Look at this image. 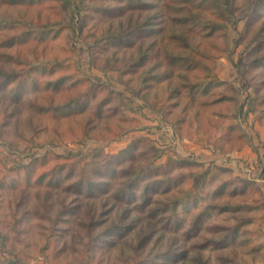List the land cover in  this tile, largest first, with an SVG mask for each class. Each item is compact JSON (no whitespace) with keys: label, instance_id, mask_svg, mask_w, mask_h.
Here are the masks:
<instances>
[{"label":"rangeland","instance_id":"1","mask_svg":"<svg viewBox=\"0 0 264 264\" xmlns=\"http://www.w3.org/2000/svg\"><path fill=\"white\" fill-rule=\"evenodd\" d=\"M143 1L0 0L1 263L264 264V0Z\"/></svg>","mask_w":264,"mask_h":264},{"label":"trees","instance_id":"2","mask_svg":"<svg viewBox=\"0 0 264 264\" xmlns=\"http://www.w3.org/2000/svg\"><path fill=\"white\" fill-rule=\"evenodd\" d=\"M11 1H17V0H11ZM104 1H107L108 4V7H100L99 8V11L100 12H104V13H116V14H121V13H124V11H127V9H130L132 10L133 6H135L136 4H139V2L141 0H104ZM143 1V0H142ZM94 2V1H93ZM110 4H114L113 6L110 5ZM141 6L143 8L144 7H147L149 5V3L143 1L141 2ZM93 8H97L96 7V4L94 3H91V4H87L86 5V9H88L89 11ZM71 10H74V8H71ZM76 10L77 12L81 13V6L80 5H76ZM96 10V9H94ZM20 22V21H18ZM144 36V35H142ZM141 36V37H142ZM173 56L172 55H167V60L169 62L173 61ZM175 60V58H174ZM138 142V141H137ZM136 142L134 144H132L129 149L127 151H123L121 153H116V154H108V153H102L103 156L105 157V161H104V165L106 169V172L109 176H112V178H126L127 176V172L125 173L124 169H119V168H115L113 166V163L115 162V160H117L115 163L118 164V163H121L123 162L125 159H127V157L129 156H133V152H132V148L135 149V146H136ZM157 158V157H155ZM173 164V165H176L177 164V161H171L169 162L168 164H164V166H168L166 169H165V172H169L170 171V168L169 166ZM162 167L163 165L162 164H155V161L152 160L151 161V164L144 168L142 170V172H139L138 174L141 175V177H138V179L134 182H132V184L130 183L129 184V179H124L123 182H121L122 184V188L120 189H124V195L121 196L122 198H124V200H126L128 197H126L128 194L130 197H132L133 195L136 196V190H141V194H142V199H143V203L144 205H147L149 204V202L152 200L151 198V192L152 191H157L159 190V187L165 183H167L166 181H159L157 182L156 179L152 180V181H148L147 183H144L143 182V179H142V176L145 177L144 180L146 179H150L157 176V175H160V173L162 172ZM146 170V171H144ZM98 173H101L102 171L101 170H97ZM97 173V174H98ZM88 180V178H86L84 176V174L82 175L81 177V182H86ZM115 180V179H114ZM143 182V183H142ZM157 184V186H156ZM83 186H85V183H83ZM89 189L90 191L92 190L91 188H93V182L90 181L89 182ZM129 191V193H128ZM183 201L178 199V198H175L174 201L172 202V216H174V214L176 216H178V211H177V207L179 206V204H181ZM168 207H164L163 209H155L152 211V213L154 214H159V213H166L168 211ZM169 216V217H172V216ZM115 233V232H114ZM0 264H16L14 261H7V262H3L1 263L0 261Z\"/></svg>","mask_w":264,"mask_h":264}]
</instances>
